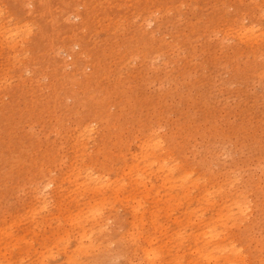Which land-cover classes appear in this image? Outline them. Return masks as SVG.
I'll return each instance as SVG.
<instances>
[{"label": "rangeland", "instance_id": "obj_1", "mask_svg": "<svg viewBox=\"0 0 264 264\" xmlns=\"http://www.w3.org/2000/svg\"><path fill=\"white\" fill-rule=\"evenodd\" d=\"M0 264H264V0H0Z\"/></svg>", "mask_w": 264, "mask_h": 264}, {"label": "bare ground", "instance_id": "obj_2", "mask_svg": "<svg viewBox=\"0 0 264 264\" xmlns=\"http://www.w3.org/2000/svg\"><path fill=\"white\" fill-rule=\"evenodd\" d=\"M79 34H80V33H78V32L76 31V36H77V37L79 36ZM97 180L100 181L101 179L98 178ZM107 181L109 182V179H107ZM210 235H211L210 237L213 238V237H214V232L210 233Z\"/></svg>", "mask_w": 264, "mask_h": 264}]
</instances>
